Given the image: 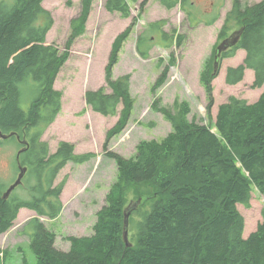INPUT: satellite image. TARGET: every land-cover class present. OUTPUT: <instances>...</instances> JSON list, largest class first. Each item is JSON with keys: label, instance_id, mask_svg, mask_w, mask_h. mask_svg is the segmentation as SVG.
<instances>
[{"label": "trees", "instance_id": "obj_1", "mask_svg": "<svg viewBox=\"0 0 264 264\" xmlns=\"http://www.w3.org/2000/svg\"><path fill=\"white\" fill-rule=\"evenodd\" d=\"M148 1L105 0L104 8L128 18L132 5L138 4L140 16ZM42 2L0 0V132H13L9 137L17 141L18 150L23 149L19 161L27 167L22 183L28 192L26 196L14 193L16 187L4 198L7 187L0 181V234L13 226L21 208H27L36 215L24 223L20 234L28 237L36 256L34 264H264V206L261 220L247 237L237 207H249L253 191L264 197V0L251 5L233 0L218 36L224 37L238 25L229 40H236L234 47L223 49L219 60L232 56L236 49L244 50L245 57L226 69L225 82L239 83L250 69L254 75L250 87H263L259 98L247 102L230 97L218 106L213 120L216 74L210 60L200 75L209 124L190 121L186 101L171 112L156 100L154 109L170 122L171 130L158 140L139 141L135 154L128 158L109 150L110 141L125 129L134 107L129 75L113 78V68L138 17L114 38L104 70L105 86L87 89L83 97L86 108L104 116L118 115L102 144L117 174L105 194V204L96 212L93 232L65 236L68 250L54 245L56 234L40 216L54 219L62 210L65 179L55 184L59 171L69 161L88 162L95 153H76L74 144L64 140L50 153L42 135L61 111L62 93L54 82L72 44L85 32L93 0H80L79 14L70 21L63 49L46 42L53 18ZM159 2L167 10L177 5L185 10L186 0ZM72 4L73 0H66L68 7ZM163 24L150 25L156 30ZM141 54L148 55L146 51ZM170 66L165 65L158 75L151 87L153 94L165 83ZM21 85L35 92L27 109L20 107ZM139 196L141 203L129 216L130 245H126L124 211ZM21 264L30 263L24 258Z\"/></svg>", "mask_w": 264, "mask_h": 264}, {"label": "rangeland", "instance_id": "obj_2", "mask_svg": "<svg viewBox=\"0 0 264 264\" xmlns=\"http://www.w3.org/2000/svg\"><path fill=\"white\" fill-rule=\"evenodd\" d=\"M104 1L93 0L85 32L72 44L69 57L57 75L54 88L62 93V107L55 121L42 135L50 153L55 152L61 140L73 143L76 153H95L90 161L82 164L69 161L59 171L55 184L65 179L60 194L62 210L54 219L40 216L43 224L55 232L54 245L61 250L69 248L65 236H83L93 232L96 212L105 204V194L117 174L116 164L104 155L102 144L107 130L116 122L118 115L104 116L86 108L83 97L85 90L105 86L104 70L114 38L133 17H138L113 68V78L129 75L134 107L125 129L110 141L109 150L128 158L135 154L139 141L158 140L171 130L170 122L154 109L156 100L158 106H164L171 112L176 111L178 103L186 101L190 106L188 119L209 124L207 98L200 75L210 60L213 66L216 47L226 39L231 40L234 31L238 29L235 24L224 37L218 38L233 0H186L185 10L179 5L167 10L159 0H149L140 16H137L138 4L132 5L128 18H121L116 12H108L104 8ZM240 1L243 5H251L261 0ZM42 5L53 18L46 42L55 43L63 49L70 33V21L79 14L81 2L73 0L72 6L68 7L66 0H43ZM156 21L164 22L162 28L155 30L151 27L150 24ZM233 47L234 44L227 49ZM144 51L148 53L146 57L141 54ZM244 57L245 51L236 49L232 56L219 60L216 76L212 80L213 120L218 106L230 97L254 102L263 90L264 86L254 89L250 87L254 78L250 69L245 71L239 83L230 85L225 82L226 69L242 63ZM169 63L171 66L165 83L153 94L152 85ZM20 87V107L27 109L35 92L29 86ZM18 151L16 140L0 137V181L5 187L19 172L16 167ZM14 193L26 196L28 192L24 183ZM139 199L140 204L141 196L134 201ZM263 206L264 197L257 191H253L249 207L242 204L237 206L244 217L245 232L253 230L261 220ZM35 215L31 212L23 217L20 210L13 226L0 234V264H21L24 258L30 264L35 263L36 256L28 237L20 234L24 223Z\"/></svg>", "mask_w": 264, "mask_h": 264}, {"label": "water", "instance_id": "obj_3", "mask_svg": "<svg viewBox=\"0 0 264 264\" xmlns=\"http://www.w3.org/2000/svg\"><path fill=\"white\" fill-rule=\"evenodd\" d=\"M235 33H233L234 35ZM236 42V40H233V41H230L229 42V39H226V41L222 44V45H219L216 47L215 49V52H214V63H213V68H214V72H216L217 70V67H218V64H219V57H220V53L223 49H226L228 46L234 44ZM14 133L11 132L9 134H2L0 132V137L1 138H7L11 135H13ZM23 151V149H20L17 154H16V162H17V166H18V169H19V172L16 176V178L7 186L4 194H3V197L4 198H7L11 191L15 188V187H18L21 183H22V180H23V177L27 171V167L25 166H22L20 164V153ZM140 202V199L136 202V203H133L132 207H128L127 210L124 211V219H123V239L126 243V245H130L129 242H128V226H129V216L132 212V210H134L138 204Z\"/></svg>", "mask_w": 264, "mask_h": 264}, {"label": "crops", "instance_id": "obj_4", "mask_svg": "<svg viewBox=\"0 0 264 264\" xmlns=\"http://www.w3.org/2000/svg\"><path fill=\"white\" fill-rule=\"evenodd\" d=\"M248 70V69H247ZM21 210V215L23 216V217H26L28 214H30L31 212L32 213H34L35 214V212L33 211V210H30V209H27V208H21L20 209ZM257 225V224H256ZM255 228H256V226H255ZM255 228L253 229V230H248V232H247V230H246V232H245V226H244V231H243V236L244 237H247L252 231H254L255 230Z\"/></svg>", "mask_w": 264, "mask_h": 264}, {"label": "bare ground", "instance_id": "obj_5", "mask_svg": "<svg viewBox=\"0 0 264 264\" xmlns=\"http://www.w3.org/2000/svg\"><path fill=\"white\" fill-rule=\"evenodd\" d=\"M15 188H16V187H15ZM15 188H14V189H15ZM14 189H13V190H14ZM13 190H12V191H13ZM12 191H11V193H12ZM11 193H10V194H11Z\"/></svg>", "mask_w": 264, "mask_h": 264}, {"label": "flooded vegetation", "instance_id": "obj_6", "mask_svg": "<svg viewBox=\"0 0 264 264\" xmlns=\"http://www.w3.org/2000/svg\"><path fill=\"white\" fill-rule=\"evenodd\" d=\"M18 171H19V169H18Z\"/></svg>", "mask_w": 264, "mask_h": 264}]
</instances>
